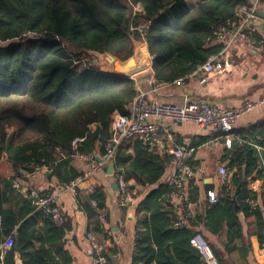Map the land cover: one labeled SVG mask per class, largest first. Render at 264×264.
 Returning a JSON list of instances; mask_svg holds the SVG:
<instances>
[{
    "label": "trees",
    "instance_id": "16d2710c",
    "mask_svg": "<svg viewBox=\"0 0 264 264\" xmlns=\"http://www.w3.org/2000/svg\"><path fill=\"white\" fill-rule=\"evenodd\" d=\"M258 1L264 13V0ZM249 2L204 0L189 9L185 0H0V159L5 154L15 170L11 177H0V244L12 238L7 262L14 264L18 253L23 264H55L56 253L63 250L61 240L72 228L64 215L57 223L13 187L20 177L19 168L47 167L59 185L70 183L82 175L70 164L75 151L72 140L82 139L76 148L80 152L100 153L111 135L112 114L126 113L137 93L136 81L130 76L104 72L93 64L78 68L77 64L87 55L103 52L125 60L138 41L146 44L152 58V78L172 82L221 51L223 44L216 42L215 30L236 21L238 9ZM247 34L261 44L256 31ZM234 134L224 155L229 183H220L217 202L206 199L202 209L180 225L175 224L176 205L162 204L174 187L159 182L171 157L138 139L117 148L116 179L122 177L127 183L133 178L143 186L157 183L136 209L145 230L136 233L134 263L168 264L169 258L171 264H205L190 246V236L202 227L220 237L229 252L227 244L242 238L240 212L254 218V232L264 243L263 210L247 202L256 197L247 189L248 182L264 178L256 149L264 148V122ZM204 142L206 138L197 137L190 148ZM197 190V186L190 190L187 202H196ZM85 197V206L79 205L87 214L89 230L109 245L105 193L95 186L85 191ZM261 198L264 205V194ZM37 214L44 216L46 232L34 248L37 236L32 217Z\"/></svg>",
    "mask_w": 264,
    "mask_h": 264
},
{
    "label": "crops",
    "instance_id": "0c3cea01",
    "mask_svg": "<svg viewBox=\"0 0 264 264\" xmlns=\"http://www.w3.org/2000/svg\"><path fill=\"white\" fill-rule=\"evenodd\" d=\"M202 1L204 0H185V3L191 9ZM252 1L250 0L251 3H253ZM258 9L261 10L260 6H258ZM262 24L264 22L257 19L254 24H249L246 28V31L249 32L251 30L256 31L262 39L261 44L254 43L249 46L245 41L237 42L226 54L222 71L201 74L193 78H187L183 82H159V84H155L150 80L152 79L151 68H147L131 75V78L136 81V89L144 91L149 101L174 105H181L187 98L194 97L204 98L211 104L228 108L237 107L246 99L258 100L264 94V27H261ZM262 122H264V103L256 105L252 110L239 116L234 123L233 131L246 129L253 124ZM166 126L173 136L172 140L169 142L161 141L153 146L156 152L166 153L171 157L159 182H166L173 169V155L170 148L180 146L187 150L195 138L200 136L206 138V142L194 149L187 157V161L194 165L198 189L196 202H191L189 205L193 212L195 210L200 211L209 194H218L220 182L217 168L220 165L228 168V162L224 159L227 147L220 136H209L205 130L199 128L195 123L183 122L177 125L166 123ZM134 140L136 139L125 141L121 146ZM256 149L260 164L264 167V148L256 147ZM190 157L192 159L189 161ZM70 164L76 170L81 171L82 175L86 171L85 162L75 156H73ZM45 169L47 168H35L30 177L26 179L19 177V179L24 181L23 186L26 188L36 189L40 192L48 191L47 193L55 195L58 207L70 222L72 228L66 231L64 238L61 240L63 250L56 253L55 264H92L89 258L88 243L85 239V233L89 230L90 225L87 214L81 208L85 206V191L89 190L90 186L93 189L95 186H99L105 193L103 213L108 216L110 229L107 233L111 238L109 245H105V248L107 247V251H109L107 264H142L141 262L134 263L132 261L135 252L136 233L145 230V225L140 219L141 212H137L136 209L146 195L157 187V183L143 186L135 179H129L126 185L130 187L128 189L132 192L133 202L129 207L122 208L118 204L117 179L113 174L114 168L112 173L107 172V166L94 171L88 179L79 182L76 192L65 189L64 185H59L50 170L47 169L50 172L48 176L44 172ZM14 174L15 170L12 164L6 157H2L0 159V177H11ZM114 181H116V187L113 185ZM208 187H212V190H210L211 188L207 190ZM77 191H79L78 194ZM263 194L259 195V200L264 213L261 198ZM162 204L176 205L179 219L180 210L175 203L173 193ZM29 215L33 214L30 213ZM238 218L242 238L235 239V244L233 242L227 244L230 247L229 252H226L224 246L220 243V237L208 233L202 227L197 228V231L215 245L218 253L224 258V264H264V243H260L254 232V218L245 216L242 212L238 214ZM32 219L36 230V233H34L37 236L33 240V247L37 248L40 239L46 232L45 219L41 214L35 215ZM224 237L225 232L221 235V239ZM63 253L67 255V258H64ZM20 260L22 262V259ZM167 263L171 264L169 258Z\"/></svg>",
    "mask_w": 264,
    "mask_h": 264
},
{
    "label": "built area",
    "instance_id": "2783aa9c",
    "mask_svg": "<svg viewBox=\"0 0 264 264\" xmlns=\"http://www.w3.org/2000/svg\"><path fill=\"white\" fill-rule=\"evenodd\" d=\"M252 2L251 5H244L238 9L236 21L228 22L226 25H222L215 30L216 42L223 44L221 51L210 55L204 63L198 65L190 73L175 78L172 82H183L187 78H193L201 74L220 72L224 69L226 54L237 42L245 41L247 45L252 46L254 41L249 38L246 28L249 24H254L257 19H261L264 22V17L258 14V6L262 10L263 4L259 3L258 0H255V4L254 0ZM150 80L155 84H159L153 78ZM262 103H264V94L258 100L246 99L233 108L219 107L200 97L187 98L183 104L174 105L149 101L146 93L138 89L132 102L127 106L126 113L115 111L112 114L110 124L111 135L100 153L80 152L76 148L77 143L82 141V139L75 138L72 140L71 145L75 150L72 156L83 160L87 168L82 176L68 184H64L63 187L76 192L81 180L88 179L94 171L101 170L108 166L109 163L114 162L117 148L125 141L138 139L150 147L161 141H171L173 136L166 123L171 125L183 122L195 123L199 128L205 130L209 136H220L223 139L224 145L229 148L235 136L233 126L236 119ZM170 152L173 155V169L166 182L174 187V200L180 210L179 219L175 224L180 225L186 223V218L193 213L189 205L190 203L186 201L190 190L197 186L194 165L187 161V157L193 152V149L188 148L186 150L180 146H174L170 148ZM97 157L101 161H97ZM47 169L50 170V168ZM217 171L219 182L227 185L230 178L228 168L220 165ZM32 173L33 171L27 168H19V175L23 179L30 177ZM23 184H25L24 181L19 178L13 181V187L30 197L36 209H40L43 213L50 215L57 223L62 222L63 214L56 203L55 195L26 188ZM126 184V181L122 177L117 179L118 204L122 208L129 207L133 202L132 192L129 191ZM247 189L256 195V197H249L247 199L248 204L252 208L261 207L259 195L264 193V179L259 177L251 179L247 184ZM89 190L92 191L93 187L90 186ZM217 200L218 196L216 194H209L207 196L209 203L217 202ZM100 220H104L103 215L100 216ZM85 239L88 243L91 263L107 264L105 244L100 238L93 231L88 230L85 233ZM188 242L190 246L200 253L205 264H221L210 242L202 233L196 231L190 236ZM11 246V237H7L0 244V264H11L5 260L6 251Z\"/></svg>",
    "mask_w": 264,
    "mask_h": 264
},
{
    "label": "water",
    "instance_id": "95a60500",
    "mask_svg": "<svg viewBox=\"0 0 264 264\" xmlns=\"http://www.w3.org/2000/svg\"><path fill=\"white\" fill-rule=\"evenodd\" d=\"M248 5H251V2H249ZM258 14L261 17H264V13L262 12V10L258 9ZM261 27L263 28L264 24H262ZM136 42L137 41H134V50L132 55L125 60H120L116 56H113L107 52L94 54L96 60L102 65H100L101 67H98L104 72L118 74L125 77H131V75L141 70L150 68L152 58L148 54L146 44L144 43L143 46L138 49ZM3 157H6L5 154L3 155ZM96 159L97 161H101L99 157H97ZM113 168V162L109 163L107 166V172L112 173ZM44 172L48 176L50 175V172L47 169H45ZM113 185L114 187H116V181L113 182ZM15 248H17V246H15ZM14 261L15 264H23L18 253L15 254Z\"/></svg>",
    "mask_w": 264,
    "mask_h": 264
},
{
    "label": "rangeland",
    "instance_id": "374dc122",
    "mask_svg": "<svg viewBox=\"0 0 264 264\" xmlns=\"http://www.w3.org/2000/svg\"><path fill=\"white\" fill-rule=\"evenodd\" d=\"M143 42H136V45H137V48L138 49H140L141 48V46H143ZM85 59V60H84ZM83 64H86V65H91V64H93V65H97V66H100L101 65V63H99L97 60H96V58H95V56H94V54H90V55H87L86 57H84L83 58V62H79L78 64H77V66H78V68H80V67H82V65ZM102 66V65H101ZM100 66V67H101Z\"/></svg>",
    "mask_w": 264,
    "mask_h": 264
}]
</instances>
